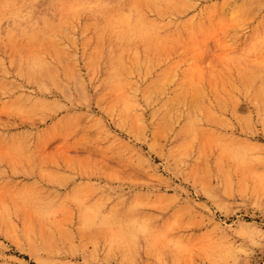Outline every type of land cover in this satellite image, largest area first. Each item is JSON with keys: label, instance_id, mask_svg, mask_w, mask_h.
<instances>
[{"label": "rangeland", "instance_id": "obj_1", "mask_svg": "<svg viewBox=\"0 0 264 264\" xmlns=\"http://www.w3.org/2000/svg\"><path fill=\"white\" fill-rule=\"evenodd\" d=\"M0 264H264V0H0Z\"/></svg>", "mask_w": 264, "mask_h": 264}, {"label": "bare ground", "instance_id": "obj_2", "mask_svg": "<svg viewBox=\"0 0 264 264\" xmlns=\"http://www.w3.org/2000/svg\"><path fill=\"white\" fill-rule=\"evenodd\" d=\"M130 14L127 15V18H130ZM120 18H124V16L120 15Z\"/></svg>", "mask_w": 264, "mask_h": 264}]
</instances>
